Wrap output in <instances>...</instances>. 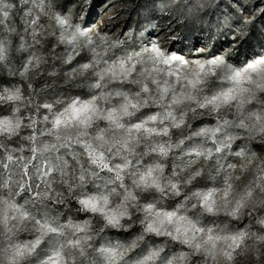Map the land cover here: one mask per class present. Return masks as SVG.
I'll return each instance as SVG.
<instances>
[{
	"label": "clouds",
	"instance_id": "obj_1",
	"mask_svg": "<svg viewBox=\"0 0 264 264\" xmlns=\"http://www.w3.org/2000/svg\"><path fill=\"white\" fill-rule=\"evenodd\" d=\"M91 3L0 0V264H264V15Z\"/></svg>",
	"mask_w": 264,
	"mask_h": 264
},
{
	"label": "rangeland",
	"instance_id": "obj_2",
	"mask_svg": "<svg viewBox=\"0 0 264 264\" xmlns=\"http://www.w3.org/2000/svg\"><path fill=\"white\" fill-rule=\"evenodd\" d=\"M133 2L134 0H92L91 6L87 9V19L93 23H110L112 31L125 29L136 23L133 12L128 7ZM250 3L255 6L257 17L264 15V0H250ZM172 31L174 30L171 28L161 29L158 32V36L164 39H170L172 46H175L178 40L171 38ZM237 50L243 55H247L250 47L243 45L238 47Z\"/></svg>",
	"mask_w": 264,
	"mask_h": 264
},
{
	"label": "trees",
	"instance_id": "obj_3",
	"mask_svg": "<svg viewBox=\"0 0 264 264\" xmlns=\"http://www.w3.org/2000/svg\"><path fill=\"white\" fill-rule=\"evenodd\" d=\"M242 54V53H241Z\"/></svg>",
	"mask_w": 264,
	"mask_h": 264
}]
</instances>
